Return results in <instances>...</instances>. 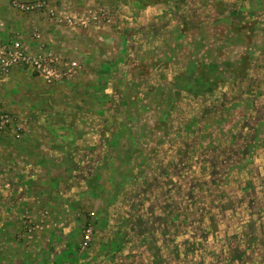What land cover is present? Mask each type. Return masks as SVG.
Returning a JSON list of instances; mask_svg holds the SVG:
<instances>
[{
	"label": "rangeland",
	"instance_id": "rangeland-1",
	"mask_svg": "<svg viewBox=\"0 0 264 264\" xmlns=\"http://www.w3.org/2000/svg\"><path fill=\"white\" fill-rule=\"evenodd\" d=\"M122 1L133 20L112 8L99 30L50 24L53 51L82 72L51 87L38 80L45 89L30 104L52 117L35 127L54 130L40 136L48 150L22 189L39 200L0 201L22 211L20 232L3 230L15 218L0 212V242H37L53 256L46 246L66 241L77 257L112 255L113 264H264V244L251 242L264 231V0ZM13 2L37 0H0L2 42L21 15L34 17ZM79 33L88 40L75 50ZM14 116L18 141L30 122ZM248 242L244 258L227 263Z\"/></svg>",
	"mask_w": 264,
	"mask_h": 264
},
{
	"label": "crops",
	"instance_id": "crops-1",
	"mask_svg": "<svg viewBox=\"0 0 264 264\" xmlns=\"http://www.w3.org/2000/svg\"><path fill=\"white\" fill-rule=\"evenodd\" d=\"M130 1V6L131 4H133L135 8H140V6H138L139 4L137 0H135V2H133L134 0ZM68 3L69 5L71 3V6H68L69 8H76L78 10L91 5L90 0H71ZM125 4L126 3L124 1H121V3H119L118 5L113 6V9L117 10V12L115 13V18L118 17L117 19L121 21L123 15L125 14L127 16H130L129 19L133 20L134 18L131 14L133 12L126 11V13H124L123 11H121L127 9V7L124 6ZM22 16L23 15H21L20 17V26L18 30H15L16 32L14 31L12 35H10V31L8 30H6V32H2L5 33V35L9 33L10 37L7 40H12L13 37L19 35L21 40L26 44H29L31 50L34 49L33 51H35L36 45L31 40V35L32 32L36 29L41 33L43 43L47 44V47L51 48L52 50H55L56 48L54 47L56 46V44L53 43L52 39L55 40V38L58 37V35L56 34L58 33V28H52V25H50L49 21L42 15L34 14V17L30 18V20L24 19ZM124 20H126V18ZM0 21L3 22V20ZM29 27H31V29H33L34 27L35 28L32 30L31 35L27 36L26 30ZM120 32H122V30ZM80 35L81 34L79 33L73 36L75 37V50L80 45L82 46L83 43H87L88 38H86L84 34L82 36ZM80 42H82V44ZM38 86H42L43 89H45V87L38 81L36 76L33 75V73L29 69L22 67L13 69L6 80L0 84V102L11 113L15 115H22L25 117L27 116L30 122V129L26 132L24 137H22L18 141L13 139V134L11 132L0 134V185L8 187L3 188L0 191V201H4L6 197L7 199H12L13 197L15 198L16 196H18V199H20L19 202H24L25 200L29 199L33 200L37 206L36 201L38 202L39 200L37 198V192H34V190H32V193L29 195L28 193H25V190L22 189L23 184L27 182L32 183L34 180H37V157L39 156L40 151L43 154L45 153L44 151L48 150L46 147L42 146V144L40 143V139L46 136L45 131H48L49 134H51L54 130V128L48 129L46 127H35V124L38 125L37 122H39V125L43 126V124L45 122H49V118L52 117L49 113H44L43 111L37 112V107L35 108L30 104L33 100L37 101ZM17 171H19L20 174L16 177L17 180L15 179L14 184L12 185L11 177ZM9 182L11 184H9ZM18 184H20V188L16 191L14 188L15 186H18ZM0 212L4 213V217L8 218L11 216L12 218H15L11 221H5L2 225L3 230L15 232L16 229L18 230V232L21 231L20 224L17 223V217H19V214H21L22 211H19L17 207H11L6 208L5 210L1 209ZM9 222L11 223V225ZM45 246H43L42 248H44ZM46 248L48 250H58V252L54 253L53 256H50L46 251H44V253H42V251H37V242L28 244L25 241H14L8 239L7 241L0 242V264H99L102 260L106 264H113L112 255L109 257L98 256L96 258L94 256L95 254L92 255L93 253H91L89 254V256H85V258L77 257L75 256V248L73 250H70L69 243H67L66 241H61L59 243H55L54 245L50 244L49 246H46ZM119 257L122 260L123 257L120 254Z\"/></svg>",
	"mask_w": 264,
	"mask_h": 264
},
{
	"label": "built area",
	"instance_id": "built-area-1",
	"mask_svg": "<svg viewBox=\"0 0 264 264\" xmlns=\"http://www.w3.org/2000/svg\"><path fill=\"white\" fill-rule=\"evenodd\" d=\"M13 8L24 14H38L46 18L50 24L68 30H99L112 23L109 5H89L83 11L71 9L66 6H55L50 0H37V2H13ZM37 31L33 34L36 49L32 51L22 43L20 36L8 42L0 41V84L3 83L13 69L22 67L29 69L45 86L51 87L63 81H73L82 72L81 65L74 61L64 59L47 47ZM0 102V134L11 132L20 134V122H17ZM20 123V124H19ZM46 214V213H45ZM30 231V230H28ZM90 230L85 232V245L89 242Z\"/></svg>",
	"mask_w": 264,
	"mask_h": 264
},
{
	"label": "trees",
	"instance_id": "trees-1",
	"mask_svg": "<svg viewBox=\"0 0 264 264\" xmlns=\"http://www.w3.org/2000/svg\"><path fill=\"white\" fill-rule=\"evenodd\" d=\"M121 1H122V0H110V2H109V6H110V7L116 6V5H118L119 3H121ZM137 2H138V4L140 5V8H144V6H147V4H148V0H137ZM124 29H125V28H124ZM125 30H126V32H127L128 35L131 33V30H130V29L126 28ZM252 215H253V214H252ZM253 218H254V216H251V217H250V220H251V219L253 220ZM261 218H262L261 216H258V219H261ZM262 227H263V229H264V226H262ZM227 241H229V239H228ZM230 241H231V240H230ZM230 241H229V242H226V243H227V244H226L227 248H228V247L230 248V246H231ZM257 241H259V242H257ZM251 242H252V245L255 244V242H256L257 244L259 243V245H263V244H264V231H263V234L261 233L258 237H256V238H255V237L252 238V239H251ZM240 246H241V245H240ZM241 247H242V246H241ZM250 247H251V246H250V243H249V242L247 243V247L244 248V249L240 248L239 246H234V248H233L231 251H229L228 256H226V258H228V262H227V263H230V262H233V261H239V260L243 259V258H244V255H245V252L251 249ZM230 252H231V253H230ZM215 257H216V258L218 257V258H217V261H218V263H219V262H220L219 259H221V256L217 255V256H215Z\"/></svg>",
	"mask_w": 264,
	"mask_h": 264
}]
</instances>
